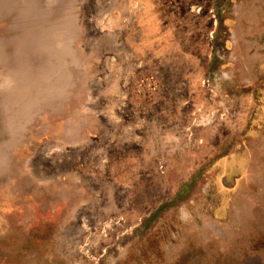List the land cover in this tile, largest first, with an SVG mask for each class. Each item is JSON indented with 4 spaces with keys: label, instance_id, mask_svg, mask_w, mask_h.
Returning <instances> with one entry per match:
<instances>
[{
    "label": "rangeland",
    "instance_id": "374dc122",
    "mask_svg": "<svg viewBox=\"0 0 264 264\" xmlns=\"http://www.w3.org/2000/svg\"><path fill=\"white\" fill-rule=\"evenodd\" d=\"M264 0H0V264H264Z\"/></svg>",
    "mask_w": 264,
    "mask_h": 264
},
{
    "label": "trees",
    "instance_id": "16d2710c",
    "mask_svg": "<svg viewBox=\"0 0 264 264\" xmlns=\"http://www.w3.org/2000/svg\"><path fill=\"white\" fill-rule=\"evenodd\" d=\"M262 243L264 244V240L262 241Z\"/></svg>",
    "mask_w": 264,
    "mask_h": 264
}]
</instances>
